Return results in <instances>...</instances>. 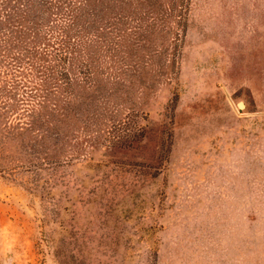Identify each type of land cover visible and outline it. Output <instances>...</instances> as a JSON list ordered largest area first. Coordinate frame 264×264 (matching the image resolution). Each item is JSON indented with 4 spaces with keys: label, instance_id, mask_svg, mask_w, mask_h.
I'll return each mask as SVG.
<instances>
[{
    "label": "rangeland",
    "instance_id": "obj_1",
    "mask_svg": "<svg viewBox=\"0 0 264 264\" xmlns=\"http://www.w3.org/2000/svg\"><path fill=\"white\" fill-rule=\"evenodd\" d=\"M0 264H264V0H0Z\"/></svg>",
    "mask_w": 264,
    "mask_h": 264
},
{
    "label": "trees",
    "instance_id": "obj_2",
    "mask_svg": "<svg viewBox=\"0 0 264 264\" xmlns=\"http://www.w3.org/2000/svg\"><path fill=\"white\" fill-rule=\"evenodd\" d=\"M33 0H20V3H21V6L23 7V9H26L29 7V3L32 2ZM49 1V0H48ZM52 1V0H50ZM3 3L5 4H8V0H2ZM42 9V8H41ZM9 10V11H8ZM11 9H7L6 12L9 13L8 15H10V11ZM39 14H42L40 13V11L38 12V15L35 19H32L31 21H29V25L27 26V28L33 32L34 34V38H36V40L34 41L33 40V44L32 46H41L44 42H43V39H38L39 38V35L40 33L42 32V28H39L37 29L36 26L37 24L39 23V21H41V16ZM73 23H74V19L73 21H69L64 29L62 30V33L60 35V45L62 47V50H64L66 52V55L68 60H72L73 59V56H74V52H75V47L71 44V36H70V30H73ZM31 46V47H32ZM43 47V46H41ZM45 47V45H44ZM44 47H43V50H44ZM50 48H48L47 50L44 51V54L43 53V57L42 55L38 56V57H35V56H27L26 59L28 60L25 61L26 63H28V65L30 66H33V67H38L39 64H37V62H43V63H46L47 61H51L52 59H49V56L50 54L48 53H51V52H48ZM14 60H16L17 62L18 61H24V59H22V57L20 55L17 56V59L13 58ZM52 62V61H51ZM47 64V63H46Z\"/></svg>",
    "mask_w": 264,
    "mask_h": 264
},
{
    "label": "water",
    "instance_id": "obj_3",
    "mask_svg": "<svg viewBox=\"0 0 264 264\" xmlns=\"http://www.w3.org/2000/svg\"><path fill=\"white\" fill-rule=\"evenodd\" d=\"M241 108H244L246 106V103L245 101L241 100L239 101V104H238Z\"/></svg>",
    "mask_w": 264,
    "mask_h": 264
}]
</instances>
